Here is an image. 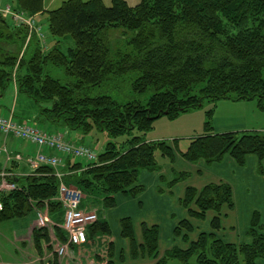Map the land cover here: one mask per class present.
Returning <instances> with one entry per match:
<instances>
[{
  "label": "trees",
  "instance_id": "obj_1",
  "mask_svg": "<svg viewBox=\"0 0 264 264\" xmlns=\"http://www.w3.org/2000/svg\"><path fill=\"white\" fill-rule=\"evenodd\" d=\"M17 2L32 15L43 10L42 0ZM47 17L49 34L58 45L44 51L34 35L25 43L26 29L8 25L0 13V83L4 85L15 75L18 91L36 104L38 113L33 121L38 123L44 119L81 134L96 129L111 138L131 135L134 130L141 133L131 135L120 146L108 139L97 160L84 166L68 162L69 170L75 172L61 181L72 183L86 197L94 191L102 192L101 205L110 208L115 205L116 193L136 195L142 191L138 181L141 169H160L156 150L171 161L177 152L189 163L202 161L206 165L229 156L244 166L247 155L254 154L258 158L257 172L264 174L262 132H215L212 124L214 109L222 99H255L264 110V0H140L135 5L112 0L108 6L103 0H65L48 10ZM110 28H121L123 34L115 39L118 44L127 37V52L104 36ZM68 37L72 45L63 50L61 45ZM11 42H16L15 48L5 49ZM21 45L26 51L18 57ZM47 63L62 67L64 83L44 72ZM129 72L136 73L131 83L134 92L151 89L146 101L134 98L119 102L108 94L87 93L92 86ZM204 101L211 107L205 110L203 131L190 136L184 151L176 143L145 139L156 118H175L200 108ZM190 175L188 170H173L166 186L171 188ZM7 178L16 187L0 191V222L44 206L50 212L60 208V179L52 167L40 166L33 174ZM159 178L164 180L163 175ZM179 202L184 214L173 225L172 234L188 245H166L160 252L158 225L142 223L139 247L148 258L155 259L150 264H169L173 259L181 264H258L264 258L261 213L252 210L247 228L244 230V225L240 229L244 238L237 242L240 234L230 217L234 210L232 187L226 181L188 184ZM207 219L208 229L204 230L206 225L200 228L198 223ZM119 226L131 253H136L138 245L130 217H121ZM225 228L232 232L222 236ZM196 230L191 240L189 235ZM55 231L60 241L66 240L63 231L57 227ZM97 233L110 234L108 222L99 215L87 227L88 235ZM46 236L43 228L33 230L32 240L38 251L40 240ZM107 246V264H114L113 241ZM119 259H123V253Z\"/></svg>",
  "mask_w": 264,
  "mask_h": 264
},
{
  "label": "rangeland",
  "instance_id": "obj_2",
  "mask_svg": "<svg viewBox=\"0 0 264 264\" xmlns=\"http://www.w3.org/2000/svg\"><path fill=\"white\" fill-rule=\"evenodd\" d=\"M112 0H103V3L108 6L111 4ZM128 5H135L140 0H125ZM8 2H11V6H6ZM6 6V7H5ZM6 8L9 9V12H27L26 10L19 7L17 0H0V12H3ZM10 14L7 15V19L9 20ZM40 20L37 18V21ZM36 23V22H35ZM41 28V32L43 33V37H37V40L42 41L44 38L52 37L48 31V17L44 16L42 25L37 24ZM123 32L121 28H114V29H107L104 31V36L109 37L108 39L111 41V44H115L116 48H120L123 52H127L129 50L128 45L125 42V39L119 40L118 46L117 41L115 39L116 35H122ZM131 32L128 31V35ZM36 37V36H35ZM69 40L62 43L61 47L65 50L68 46L72 45V40L68 37ZM26 41V40H25ZM117 44V45H116ZM18 46V45H16ZM52 46V43L49 44ZM20 53L18 57H21L23 51L26 49L20 46ZM5 49H8L5 47ZM31 49L29 48L26 53V58L29 56ZM44 72L49 74L51 77L58 79L61 83H64L66 80L64 71L62 67L55 66L53 64L47 63L44 68ZM13 76V75H12ZM15 76V75H14ZM13 76V78H15ZM136 77V73L129 72L123 76H116L112 77L108 80L103 81L101 84L92 86L88 90L89 95H96V94H108L115 100L119 102H125L130 99L138 98L142 101H146L147 98L151 94V89H147L144 93L134 92L131 83L133 79ZM262 77L264 78V68L262 69ZM210 104L207 101L203 102V105L200 108L193 109L188 112H182L177 115L175 118L169 119L166 116H160L154 120V127L146 132V135L154 141H161L164 140L169 144L173 145L176 143L178 149L180 151H184L189 143L190 135H195L196 133H201L203 131V124L205 121V110L210 108ZM0 108L3 109H15L19 111L22 116H25L27 111L37 110L36 104L32 99L27 97L25 94L20 93L17 91L15 80H6L4 81V85L0 83ZM214 108V107H213ZM224 115L230 116H239L245 115L247 119V127L255 128L259 132L264 134V110L261 109L258 105L256 100H248V101H233V100H226L222 99L219 100L216 104L214 109V114L212 118V124L215 118L222 119ZM25 119V123L34 124L37 123L39 127L43 130H52L57 127L54 123H49L44 119H40L39 123L37 121H33L32 118L23 117L22 120ZM221 122V121H219ZM219 122H216L217 124ZM42 125H41V124ZM214 127V124H213ZM234 129V128H231ZM65 130L66 136L69 137L70 141H79L78 135L79 131L77 130ZM64 131L63 129L61 130ZM81 134V133H80ZM141 133L137 130H134L131 135H140ZM131 135H121L116 138L107 137L105 132L98 131L96 129H92L87 133H83V142L86 145L91 146L95 152L99 153L103 150L104 144L108 139L114 140L119 146L123 145V142L131 137ZM175 139V140H174ZM15 144L18 150L23 151L25 149L22 144L19 143ZM0 156V163H1ZM155 158L157 163L160 165V168L164 169L165 164H174V161H171L168 157L161 154L159 150L155 151ZM77 161L84 162V160ZM162 166V167H161ZM184 168V167H183ZM181 168L180 170H187ZM167 169V168H166ZM142 170V169H141ZM163 172V171H162ZM164 173V172H163ZM140 174V173H139ZM171 174V173H170ZM140 175H138V181L140 180ZM160 180V179H159ZM167 179L164 177V180H160L159 183L165 185L167 183ZM143 183V189L136 195L131 194H124L118 192L115 196V205L110 208H104L101 205V199L103 197L102 192L94 191V194L88 195V199L91 200V204L94 206L95 210L97 209V213H99V217L104 218L110 227V234H102L97 233L96 235L90 236L86 233V238L84 242L79 243V253L74 254L72 245L67 247L66 253L59 258V256L55 253V244L51 238L53 234L56 236V225L57 220H52L51 216H49L50 211H48V207L44 206L42 209L43 213L47 214L48 220L44 226L38 224L40 228H43L47 232V236L43 237L40 242L44 247V256H39L38 250L35 251V244H29L27 241H22L25 237L22 236V239H16L14 232L21 233L20 229L17 230L16 228V221H12L13 218L9 220H4L0 222V264H33V256L36 257L34 260L36 264H107V245L110 241L117 240L121 238L123 243L118 244V249L115 252V256L113 258L114 264H150L154 262L155 259L148 258L146 254L141 251L139 247L140 242L142 241L141 236V227L139 226L140 221L143 216H147L152 209L156 208L158 212H154V214L158 213L156 216L158 227L161 231V241H160V250L163 251L165 246L168 245H178L181 247H186L188 242L182 241L180 237H174L172 234V227L176 224L177 220L183 216L184 211L183 207L181 206L179 200L180 196L184 190V183L182 181L177 182L175 185L171 187V193H160L161 191L158 190V185L150 183L146 180L140 181ZM90 194V193H86ZM161 197V198H160ZM166 198V199H165ZM85 200V199H84ZM94 201V203H93ZM155 204V207L153 206ZM161 205V206H160ZM168 214L165 216L166 211ZM239 212H237L236 216L237 219H234L235 223V230H240L243 226V217L242 211L245 210L244 207L238 206ZM61 214V210L59 211ZM171 213V214H169ZM106 217L105 218V215ZM57 214L53 215V218L56 217ZM33 214H27L24 217H28V219L33 218ZM130 216L132 222L134 223L135 227L137 228V240L136 244L138 245L136 248V253H131L129 243L127 239L123 238L119 233V220L121 217ZM23 217V218H24ZM51 217V218H50ZM150 217V215H149ZM61 220V219H60ZM59 220V221H60ZM263 228H264V221L261 217ZM200 228L206 225L204 230L208 229L209 221L203 220L202 222L198 223ZM38 227V228H39ZM117 228V232L115 230ZM228 227V225H227ZM39 228V229H40ZM207 228V229H206ZM244 230L247 228V224L243 227ZM229 229V227H228ZM224 229L221 235L228 234V232H232L230 230ZM50 232V234H49ZM197 230L191 233L189 236L192 239L195 238L197 234ZM217 234H219L217 232ZM240 236H238V241H240L243 236V231H239ZM232 235V234H231ZM119 237V238H118ZM226 237V236H225ZM241 237V238H240ZM58 238V237H57ZM234 241V239L232 240ZM41 246V244H40ZM167 248V247H166ZM41 249V248H40ZM41 252V251H40ZM120 253H123V259H119ZM136 256V257H135ZM99 257V258H98ZM94 259V263H91L90 260ZM89 262V263H87ZM169 264H181L179 261L173 259L169 262ZM240 264H244L240 262ZM258 264H264V258L258 260Z\"/></svg>",
  "mask_w": 264,
  "mask_h": 264
},
{
  "label": "crops",
  "instance_id": "obj_3",
  "mask_svg": "<svg viewBox=\"0 0 264 264\" xmlns=\"http://www.w3.org/2000/svg\"><path fill=\"white\" fill-rule=\"evenodd\" d=\"M63 1H65V0H42L43 10L38 12V13H35L33 15L32 14H30V15H32L36 24L42 25L44 16L47 17V11L60 6ZM8 5L11 6V2H8L6 4V6H8ZM0 13L5 18V21L7 22L8 25L14 26V22L11 19V15H10L9 20L7 19V15L10 13H6V14H4L2 12H0ZM25 13L29 14L27 12H25ZM37 18H39L40 20L37 21ZM35 38L37 40V36ZM37 41H38V45L44 51L50 50L52 47L58 45L55 43V40L52 37H49V38L46 37L42 41H39V40H37ZM51 43H52V46L50 47L49 44H51ZM11 44L12 45L6 46L9 50L15 46L16 42H15V44L13 42H11ZM17 45L19 46V42L17 43ZM12 79L15 80V78H12ZM15 84H16V88H17L16 81H15ZM17 91H18V89H17ZM237 101H248V100H237ZM0 113L5 115V116L13 117L14 119L18 120L20 123H25L26 122L25 119L22 120V118L27 117V119L28 118L35 119L37 116V113H38V109L33 110V111H27L26 112L27 114L25 116H22V114L19 111H16L13 108H11V109L0 108ZM219 121H221V122H219ZM216 122H219V123L217 124ZM213 124H214L213 130L215 132L228 131V130H249V129L254 130L255 129V128L247 127V119H246L245 115H239V116L224 115L222 117V119L214 117ZM153 127H154V123H153ZM231 128H234V129H231ZM62 129L64 130L63 132L65 133L66 128H63V127L58 128V130H60V131ZM54 130H56V128H54ZM65 136H66V133H65ZM144 137L146 140H152V138L148 137L146 135V133H145ZM66 139L69 140V137L67 136ZM78 139H79V141H72V142L82 143L83 142L82 141L83 140L82 134L79 133ZM18 141H20V140H16V139H13L12 137H8L3 142V140L0 137V146H2L4 143L6 146V149L8 151V153L2 152L0 154V156H2L0 168L1 169L4 168L5 170H8L10 173H12L15 176L29 175L31 173V168H30L28 162L25 160V156L32 155L36 151V149L32 145H30L24 141H20L19 143L22 144L23 147L25 148V149H23V151H20L15 146V144L18 143ZM7 154H8V156H7ZM16 155H21L22 157L17 159V158H15ZM68 162H75V160H73L72 157H65V156L63 157V167H61V169L64 173L63 176L67 175L68 174L67 172H70V173L75 172L74 170H69ZM79 163L82 166H84L86 164L85 162H79ZM262 163L264 165V160H262ZM257 165H258V158L254 154H248L246 157V164L244 166H239L229 156H225L224 159L220 163H213L211 165H206L202 161H199L197 163H189V162L185 161L176 152L173 165L165 164L164 169L160 168L157 171H148L146 169L140 170V172H139L140 173L139 174L140 175L139 183L143 185V183H141L140 181L146 180L150 183L157 184L158 187L160 186L162 188V191L160 193H164V194L169 193L170 194L171 188H168L166 186V184L163 185L162 183H159L160 182L159 177L161 175H163L169 181L172 177V171L173 170H180L183 167H184L183 169H187L191 173V175L186 180L182 181V183H184V187L188 184H193L195 186H201L203 183H205L207 181H218V180L226 181L232 187V195H233V200H234V210L232 212H230V217L233 220L237 219L236 214H237V212H239L238 206L244 207L245 210L242 211L243 226H244L246 224L248 225L251 212L254 209H257L260 211L261 217L264 221V174H259L257 172ZM79 171H81V170H79ZM61 178H58V179H60V182H61ZM68 184L75 186L72 183H68ZM116 195H117V193L115 194V196ZM93 203H94V201H93ZM153 206L155 207V204H153ZM81 207L92 208L94 206L91 204V200L88 199V196L86 197L84 195V197L81 201ZM60 210H61V214L59 212ZM156 210L157 209L154 208L151 210V212L147 216H143L144 218H142V220L140 221L139 226L141 227L142 223H145L148 226L153 225V224L158 225L159 223L156 222L158 219V218H156L158 213L153 215L154 212H158ZM57 212H58V215H56V217L53 218V215L57 214ZM168 212H169V210L166 211L165 216L168 214ZM30 213H32L34 215L33 218L28 219V217L25 218L24 217L25 215H24L22 217H19V219H13L12 221H16L15 226H16L17 230L20 229V231H21V233L14 232L16 239L21 240L22 236H23V237H25V239H22V241H27L29 244H33L32 243L33 242V240H32L33 230L39 229L40 227L37 224V216H36L35 209L32 210L31 212H29L28 214H30ZM169 214H171V213H169ZM149 215H150V217H149ZM49 216L52 217V218L50 217L52 220L58 219L57 220L58 222L55 224L60 225V223L62 222V219H63L62 206H60L59 209L51 211V213H49ZM104 216H105V218H107L106 214ZM132 224L134 227L135 234H137V232H138L136 230L137 228L135 227L133 222H132ZM57 228H59L61 230L60 226H57ZM115 230L117 232L116 227H115ZM239 231H241V230H238V232ZM119 233H120V229H119ZM137 237L138 236L136 235V239H137ZM112 241L114 243V254H115V252L118 249L117 248L118 244L123 243V240L121 238H119L117 240V242H115V240H112ZM160 241H161V231L159 229V243H158L159 251H160ZM40 247H41V250H40L41 252L38 251L39 256L37 257V259L40 256H44V254H45V252H44L45 250H44V247L42 246V243H41ZM72 248H73L72 252L74 254L79 253V250H78L79 244H72ZM36 250L37 249L35 248V251H34L35 253H36ZM34 256H36V255H34ZM34 256H33V262H34L33 264H36V262L34 261L36 259V257H34ZM93 261H94V259L90 260L91 263H94ZM87 263H89V262H87Z\"/></svg>",
  "mask_w": 264,
  "mask_h": 264
},
{
  "label": "built area",
  "instance_id": "obj_4",
  "mask_svg": "<svg viewBox=\"0 0 264 264\" xmlns=\"http://www.w3.org/2000/svg\"><path fill=\"white\" fill-rule=\"evenodd\" d=\"M9 9L6 8L2 13L6 14ZM11 19L17 27H25L27 30V38L34 34L37 37H43L41 28L35 23L32 15L25 12H10ZM0 137L5 141L6 138L24 141L35 147L36 151L32 155L25 156L31 173L33 174L40 166H49L53 168L56 177L61 178L64 173L63 157H72L77 161L84 160L85 163H91L97 160V153L93 148L84 143L72 142L66 139L65 133L60 130H43L37 123H20L18 120L10 116L0 113ZM8 153L5 144L0 146V154ZM8 156V154H7ZM16 155L15 158H21ZM81 162V161H77ZM68 174L70 172H67ZM13 175L4 168L0 171V191L14 189L16 184L7 177ZM84 193L76 186L69 185L63 181L58 186L57 199L61 203L63 209V219L60 225L61 230L66 236L65 241H60L53 234L51 238L55 244V253L61 258L67 251V247L72 244H79L85 241L87 227L96 221L97 212L94 208L81 207V201ZM1 208V204H0ZM44 209L36 208L37 222L44 226L48 220L47 214L43 213ZM50 234V232H49ZM69 264V263H63Z\"/></svg>",
  "mask_w": 264,
  "mask_h": 264
}]
</instances>
